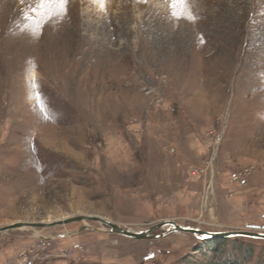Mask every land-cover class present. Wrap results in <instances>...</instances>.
<instances>
[{
  "label": "rangeland",
  "instance_id": "obj_1",
  "mask_svg": "<svg viewBox=\"0 0 264 264\" xmlns=\"http://www.w3.org/2000/svg\"><path fill=\"white\" fill-rule=\"evenodd\" d=\"M263 213L264 0H0V227L82 214L226 232ZM32 229L0 232V264H220L228 249L93 220ZM250 238L227 245L264 264Z\"/></svg>",
  "mask_w": 264,
  "mask_h": 264
},
{
  "label": "water",
  "instance_id": "obj_2",
  "mask_svg": "<svg viewBox=\"0 0 264 264\" xmlns=\"http://www.w3.org/2000/svg\"><path fill=\"white\" fill-rule=\"evenodd\" d=\"M87 220H93L96 222H99L105 226L108 227L107 231L111 233H116L123 235L125 237H129L131 239H154L158 238L160 236H163L165 233L169 232H188V233H194L195 235L201 236V237H211V236H217V237H232V236H245V237H264V234L262 233H255V232H248V231H226V232H210V231H203L191 227H185L182 225H179L178 223L166 220L163 222H160L158 224L152 225L148 228L139 230V231H132L129 229H124L120 227L117 224H114L102 217L98 216H89V215H75L68 218H64L61 220H55L50 222H14L9 225L0 227V232L16 229V228H47L53 225H63L70 223L72 221H87ZM154 229H161L164 230V232L152 234L151 232ZM62 236V235H60ZM58 236L52 237L57 238Z\"/></svg>",
  "mask_w": 264,
  "mask_h": 264
},
{
  "label": "built area",
  "instance_id": "obj_3",
  "mask_svg": "<svg viewBox=\"0 0 264 264\" xmlns=\"http://www.w3.org/2000/svg\"><path fill=\"white\" fill-rule=\"evenodd\" d=\"M208 135H210V137L208 138L209 140H207L205 142V144L208 147V149L214 154L216 151V148H218L217 143L221 140V138L223 136V129L214 128L213 131L208 132ZM215 159H216V156L214 154V155H212L211 160H210L211 174H213V167H212L213 165L212 164H213V162H215ZM231 180L238 183V184H245V182H246V179L241 175L240 172H233L231 174ZM210 184H211V182L206 180L205 188H204L205 194L207 193V189L209 190ZM243 230L248 231V232L263 233L264 234V213L261 215V221L251 222V223L247 224L243 228ZM40 241L42 244H45L46 242L54 241V238H52V237H41ZM75 248L81 249L82 247L80 244H75ZM34 260L35 259L33 256H26L18 264H35ZM73 263H75V262H73Z\"/></svg>",
  "mask_w": 264,
  "mask_h": 264
},
{
  "label": "trees",
  "instance_id": "obj_4",
  "mask_svg": "<svg viewBox=\"0 0 264 264\" xmlns=\"http://www.w3.org/2000/svg\"><path fill=\"white\" fill-rule=\"evenodd\" d=\"M239 239H248L251 240L253 238L245 237V236H232V237H220L218 244H223L228 246V249L225 248L223 258H220V264H247L248 262L253 260L252 250L253 248H243L242 243L239 242L237 246H229L228 242H236ZM228 241V242H227ZM221 246V245H220Z\"/></svg>",
  "mask_w": 264,
  "mask_h": 264
},
{
  "label": "snow or ice",
  "instance_id": "obj_5",
  "mask_svg": "<svg viewBox=\"0 0 264 264\" xmlns=\"http://www.w3.org/2000/svg\"><path fill=\"white\" fill-rule=\"evenodd\" d=\"M97 2L100 4L101 9L104 8L106 0H97ZM174 3L186 6L187 0H174ZM51 6H55L57 10V14L59 13H66L67 10V0H41V7L42 8H48ZM189 18H193L189 16Z\"/></svg>",
  "mask_w": 264,
  "mask_h": 264
},
{
  "label": "bare ground",
  "instance_id": "obj_6",
  "mask_svg": "<svg viewBox=\"0 0 264 264\" xmlns=\"http://www.w3.org/2000/svg\"><path fill=\"white\" fill-rule=\"evenodd\" d=\"M81 215H82V214H81ZM83 222H85V221H83ZM23 229H26V227H23ZM34 230H35V229H32V228H31V231H33L35 234H37V231H36V230L34 231Z\"/></svg>",
  "mask_w": 264,
  "mask_h": 264
}]
</instances>
